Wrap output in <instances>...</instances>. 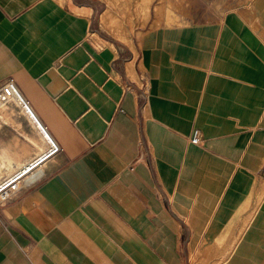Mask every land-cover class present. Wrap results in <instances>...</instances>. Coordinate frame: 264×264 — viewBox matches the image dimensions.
<instances>
[{
	"label": "crops",
	"instance_id": "1",
	"mask_svg": "<svg viewBox=\"0 0 264 264\" xmlns=\"http://www.w3.org/2000/svg\"><path fill=\"white\" fill-rule=\"evenodd\" d=\"M145 1L0 0V264H264V0Z\"/></svg>",
	"mask_w": 264,
	"mask_h": 264
},
{
	"label": "built area",
	"instance_id": "2",
	"mask_svg": "<svg viewBox=\"0 0 264 264\" xmlns=\"http://www.w3.org/2000/svg\"><path fill=\"white\" fill-rule=\"evenodd\" d=\"M10 100H13L16 103H18L20 107L23 109V111L29 116V118H31L35 122L42 137L45 140L47 147L46 150L42 153V155L34 159L33 160L34 162L31 163V165L27 166L24 170H22L21 172L13 173L12 175L0 180V205L4 204L9 199L11 194L17 190L19 182L25 178H28L32 174V172L39 166L34 168L31 172L21 177L13 184H10L13 180H15L22 173L27 171L30 167H32L33 165H35L36 163H38L48 155L54 152L57 153L60 148L57 142L48 134L46 129L37 121L33 112L31 111L28 101L22 96V94L19 92L18 88L16 87L15 83L11 79L0 83V105ZM190 142L193 144H200L201 136L199 130L194 129L192 131V134L190 136Z\"/></svg>",
	"mask_w": 264,
	"mask_h": 264
},
{
	"label": "rangeland",
	"instance_id": "3",
	"mask_svg": "<svg viewBox=\"0 0 264 264\" xmlns=\"http://www.w3.org/2000/svg\"><path fill=\"white\" fill-rule=\"evenodd\" d=\"M106 1H108L109 5H113V7L117 8L118 13L120 14V19L122 23L133 25V23L135 22V25L139 23L142 24V19L139 18L138 15H136L135 13L131 15L134 9L137 10L139 9L140 5H142L141 0H117L116 1L117 6L115 4H112L111 0H106ZM120 1L123 2L124 8H121L122 5ZM154 1L152 0L151 2L154 4L155 3ZM189 264H226V262H225V256L223 254L221 255H216V254H210V255L209 254H198L197 255L196 254V255L189 256Z\"/></svg>",
	"mask_w": 264,
	"mask_h": 264
},
{
	"label": "bare ground",
	"instance_id": "4",
	"mask_svg": "<svg viewBox=\"0 0 264 264\" xmlns=\"http://www.w3.org/2000/svg\"><path fill=\"white\" fill-rule=\"evenodd\" d=\"M143 1V0H142ZM121 8H124L123 6V2H121ZM147 1L144 0V3L142 6H146ZM120 5V4H119ZM123 10V9H122ZM105 16L103 15L102 18H104ZM116 30V29H115ZM55 153V152H54ZM54 153L48 155L47 157H45L44 159H42L41 161H39L38 163H36L35 165H33L32 167H30L27 171H25L24 173H22L19 177H17L15 180H13L10 184H13L14 182H16L17 180H19L21 177L25 176L26 174H28L29 172H31L34 168H36L37 166H39L40 164H42L45 160H47L48 158H50ZM33 163V162H32ZM31 165V164H30ZM224 246H222L221 251H224Z\"/></svg>",
	"mask_w": 264,
	"mask_h": 264
}]
</instances>
